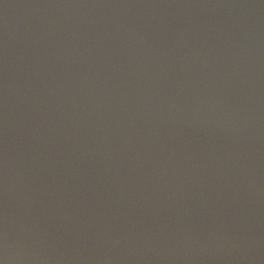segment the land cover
Wrapping results in <instances>:
<instances>
[{
  "label": "water",
  "instance_id": "1",
  "mask_svg": "<svg viewBox=\"0 0 264 264\" xmlns=\"http://www.w3.org/2000/svg\"><path fill=\"white\" fill-rule=\"evenodd\" d=\"M0 264H264L255 0H0Z\"/></svg>",
  "mask_w": 264,
  "mask_h": 264
}]
</instances>
